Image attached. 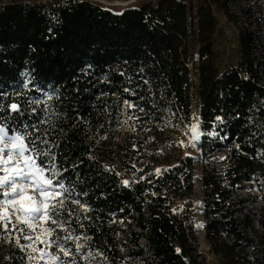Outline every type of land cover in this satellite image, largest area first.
Wrapping results in <instances>:
<instances>
[{
	"label": "trees",
	"instance_id": "obj_1",
	"mask_svg": "<svg viewBox=\"0 0 264 264\" xmlns=\"http://www.w3.org/2000/svg\"><path fill=\"white\" fill-rule=\"evenodd\" d=\"M214 8L238 28V61L224 69ZM193 97L209 250L222 264H264V210L255 219L237 194L252 180L264 187V0L118 11L93 0L0 3V123L48 139L70 190L57 219L98 264H205L194 226L173 207L192 190L193 157L164 154L155 171L162 151L143 146L162 129L174 143ZM127 116L133 130L119 137ZM4 234L0 264H27L26 248Z\"/></svg>",
	"mask_w": 264,
	"mask_h": 264
},
{
	"label": "rangeland",
	"instance_id": "obj_2",
	"mask_svg": "<svg viewBox=\"0 0 264 264\" xmlns=\"http://www.w3.org/2000/svg\"><path fill=\"white\" fill-rule=\"evenodd\" d=\"M11 0H0L2 2H9ZM25 1H46V0H25ZM94 2L100 3L103 6L109 7L113 10H121L124 7L128 6H140L145 3H155L157 0H93ZM186 4H197L199 0H183ZM214 13L217 19L216 31L214 34L215 39V63L220 69H224L228 66L234 65L237 63L239 58V42H238V28L235 24L230 22L225 15L214 8ZM196 80H194L190 91L191 93L195 90ZM192 120L190 123L184 126V129L181 131V134L177 139H175L174 143H171L170 131L163 130L161 134H158L157 139H161L158 143L155 144L153 136L149 135L148 139L144 142V149L149 152H153L154 150H161L159 158H163L164 154H169L174 156V160L179 157H184L185 155H190L193 157V164L195 168V178L193 181V186L191 192L183 199L177 200L173 207L179 212L185 214L189 222L195 228V235L197 237L198 242V250L203 255L205 260V264H222L221 259L213 254L209 250V246L204 238V233L202 231V227L199 225L203 224L204 218L202 216V188L199 180V175L202 171V168L206 165V161L200 157V153L198 150V141H199V117L197 114V106L194 97L192 98ZM131 116H127L125 121L120 129L119 137L125 135L127 132H130L131 127ZM193 127L196 128V132H193ZM162 148H160V146ZM147 160V159H146ZM173 160V161H174ZM166 164L164 158L158 164H156L153 170L158 171L161 167ZM263 185L258 181H250L245 182L241 186L240 189L237 190V194L245 199L244 210L250 212L251 216L255 219L258 217L259 213L264 210L263 207ZM5 198L0 194V201H3ZM0 211H3L0 208ZM20 215V213H17ZM13 223H15V219H13ZM20 228H24V232L13 229L11 224H9L8 230L5 231L6 240H12L14 243H17V238H19V245L26 248L27 250V264H56V262L51 260L50 254H57L61 257L62 260L66 262V264H72L74 261L75 264H98V257L92 255L86 248L82 247L79 252L76 251L77 245H82V240L79 237L74 236L71 232H64V227L59 232L61 227H57L56 225H52L49 223L48 225L44 224V220L36 221V231L33 232L31 229H28L24 225H20ZM44 227L55 228V233L51 237V239H55V237H60L59 243H62L63 246L67 249L71 250L70 256H63V253H60L58 248L53 245L51 248H48L46 244H41L36 237L40 235L41 229ZM57 230V231H56ZM26 235H31L33 237L34 247L36 251L33 252L31 249L27 247L28 244L33 243V241H29L24 239L23 237ZM71 235V239L65 240V237ZM78 238V239H77ZM41 239H48L46 235L41 236ZM18 244V243H17ZM41 249L44 250V258L40 259ZM33 257H35L33 259ZM122 264H142L141 261L137 259L128 260Z\"/></svg>",
	"mask_w": 264,
	"mask_h": 264
},
{
	"label": "snow or ice",
	"instance_id": "obj_3",
	"mask_svg": "<svg viewBox=\"0 0 264 264\" xmlns=\"http://www.w3.org/2000/svg\"><path fill=\"white\" fill-rule=\"evenodd\" d=\"M125 104L128 107H133L129 101H125ZM0 111H3V106H0ZM10 111L19 112V105L11 104ZM27 127L25 125V128ZM33 128L39 132L35 125ZM192 131L196 132V128L193 127ZM32 135L31 132L15 131L10 129L8 124L0 123V194L5 198L0 201V208L3 209L0 211V228L6 231L11 224L13 229L21 233L24 232V228H20V225H24L35 232L36 221L41 219L44 220L45 225L51 223L57 227H63L57 217L60 211L65 208L64 198L66 194L70 193V190L58 179L60 174L57 172L56 158L51 151L48 139L46 137L42 139L39 135L33 139ZM45 144H49L47 149L39 147V145ZM125 183L127 184V181ZM73 202L79 203V201ZM81 207L84 208V205ZM13 219H15V223H13ZM199 226L202 227V225ZM54 233L55 228L44 227L36 239L41 244H46L48 248L55 245L59 252L63 253V256H70L71 250L58 242L60 237L51 239ZM44 235L48 239H41V236ZM23 238L33 241L31 235H26ZM71 238L69 235L64 239ZM17 243L19 244V238H17ZM34 243L35 241L27 245L33 252L36 251ZM82 247L83 245H77L76 251L79 252ZM40 251V259H43L44 250L41 249ZM177 251L180 250L177 249ZM50 256L56 264H66L59 255L50 254ZM72 264L75 262L73 261Z\"/></svg>",
	"mask_w": 264,
	"mask_h": 264
}]
</instances>
